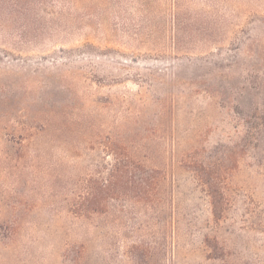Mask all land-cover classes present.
<instances>
[{
  "label": "rangeland",
  "instance_id": "obj_1",
  "mask_svg": "<svg viewBox=\"0 0 264 264\" xmlns=\"http://www.w3.org/2000/svg\"><path fill=\"white\" fill-rule=\"evenodd\" d=\"M0 264H264V0H0Z\"/></svg>",
  "mask_w": 264,
  "mask_h": 264
},
{
  "label": "trees",
  "instance_id": "obj_2",
  "mask_svg": "<svg viewBox=\"0 0 264 264\" xmlns=\"http://www.w3.org/2000/svg\"><path fill=\"white\" fill-rule=\"evenodd\" d=\"M113 162L101 177L88 178L74 205L77 215L88 216L101 212L107 198L153 204L157 201L160 184L159 171L151 169L132 157L125 147L120 152H111ZM211 194V193H210ZM217 207V197L211 195Z\"/></svg>",
  "mask_w": 264,
  "mask_h": 264
}]
</instances>
